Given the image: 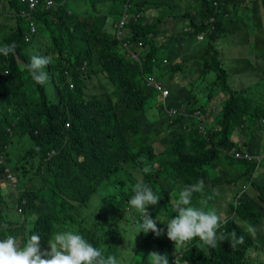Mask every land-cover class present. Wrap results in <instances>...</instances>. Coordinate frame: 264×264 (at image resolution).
<instances>
[{"label":"trees","instance_id":"trees-1","mask_svg":"<svg viewBox=\"0 0 264 264\" xmlns=\"http://www.w3.org/2000/svg\"><path fill=\"white\" fill-rule=\"evenodd\" d=\"M212 1L194 0L195 8L190 9L183 8L186 2L179 0H102L99 9L94 7L95 14H79L68 5L47 7L46 0H38L28 20L23 14L30 9L28 0H0V16L6 13L13 17L1 35L0 46L16 45L13 53L0 54V154L5 157L0 163V239L12 235L23 244L32 234H39L41 248L47 250L53 233L71 230L84 235L105 256L115 255L122 264H150V252L171 258L175 250L159 222L175 216L172 193L179 194L184 185L202 178L204 192L193 194L191 206L198 208L201 203L196 200H203L220 214L215 186L234 185L245 179L254 194H244L236 206L229 203L230 213L225 215L228 222L218 229L235 231L244 237V243L231 248L225 240L217 248L208 249L195 238L181 249L189 264L263 263L260 252L264 250V233L258 232L252 238L245 229L247 224L264 223V160L262 171L253 176L255 162L236 160L227 151L236 145L232 137L239 131L235 130L245 132L248 120L257 122L259 128L264 125V107L253 100L248 88L228 83L230 67L224 54L231 51L225 46L227 40L234 42L236 51V41L231 39L236 32L241 31L247 42L245 26L260 31L261 25L234 16L241 9H250L249 18L255 19V8L262 6L264 12V0H218V7ZM81 3L90 6L88 0ZM151 8L160 10L152 21H147V10ZM101 9L112 22L127 11L130 17L124 38L99 24L96 15ZM138 13L141 15L136 17ZM211 15L216 16L215 30L208 33L207 39L195 38L192 42L199 67L197 76L189 84L184 83L193 86L199 79L207 84V90L200 87L193 91L175 82L168 86V103L203 109L213 99L221 98V107L210 111L204 132L194 120L186 132L181 127L184 117L176 119L181 124L173 129L161 106L158 109L152 104L156 92L144 82L146 71L153 75L157 71L168 83L174 78L175 70L170 68L173 56L166 51L173 41L155 36H165L171 21L181 17L193 25L195 33L208 26L205 21ZM198 18L200 24L195 22ZM29 22L36 25L37 31L26 42ZM232 23L237 24L233 29ZM170 32L177 35L178 30L171 28ZM185 35H191V39L195 36ZM123 41L131 45L136 57L124 49ZM259 52L264 54V49ZM166 53L168 63L163 66ZM36 54L52 57L45 69L47 85L36 84L24 68ZM231 57L241 61L234 52ZM179 68L180 80L193 75L189 68L185 74L182 64ZM179 90L186 96L180 93L176 98L174 94ZM150 108L157 109V118L148 117L146 111ZM155 138L162 145L157 153ZM254 139L251 134L243 146L248 148L249 144L254 150L262 138L257 134ZM7 166L13 174V188L4 171ZM144 168L150 171L145 173ZM138 180L160 196L156 205L147 206V211L158 220L157 227L164 229V234L156 237L152 232H141L135 246L131 240L123 246L120 211H131L135 221L140 220V213L130 210L128 204L134 194L132 185ZM111 188V194L105 192ZM93 196L99 198L95 205L91 203ZM17 206H21L24 216L12 214ZM30 212L34 214L32 219Z\"/></svg>","mask_w":264,"mask_h":264},{"label":"clouds","instance_id":"clouds-1","mask_svg":"<svg viewBox=\"0 0 264 264\" xmlns=\"http://www.w3.org/2000/svg\"><path fill=\"white\" fill-rule=\"evenodd\" d=\"M82 0H77V3H74L72 0H46V6L52 7L57 4L68 5L71 9H73L76 13L85 14L86 12L94 13V7L100 8L98 6L99 0L95 5L93 1H89V7L86 8L85 5L81 3ZM154 1V0H151ZM183 3H194V0H179ZM213 5L218 7L219 1L213 0ZM29 10L24 12L23 14H27V19H30V10L38 5V0H28ZM127 8L129 4L127 2ZM195 5L193 4L190 9H194ZM154 8L147 10V21H152L153 16L157 15L153 11ZM70 11V10H69ZM102 12L96 15V19L99 20V24L103 26L109 33H115L120 36V38H124L125 36V28L127 27V23L129 21V14L127 11L123 12L117 21L112 22L108 18V14H104V10L101 9ZM95 14V13H94ZM141 15V13L136 14V17ZM101 17V18H99ZM8 18H13L11 15L4 13L0 16V29L4 31L8 26L7 23L11 21ZM180 20V28H176L178 30L177 35H173L169 31L166 32L165 36H161L157 34L155 39L164 40H174L179 35L190 37L191 35H185V33H193L195 36H192V40L196 38L197 41H203L207 39V35L210 32L215 30L214 23L216 22V16L211 15L206 19V23L208 26L205 29H200L197 32L194 31L193 25L183 19V17L179 18ZM196 23H201V18H198ZM255 25H261L259 27L260 31L255 34L262 43V51L264 49V24L262 22H256ZM37 31L36 25L32 22H29V31L26 33L24 40L28 42L31 36ZM0 34V38H1ZM255 41L254 37L250 36L247 40ZM256 42V41H255ZM122 46L125 50L133 53L129 47V43L127 41L122 42ZM15 43L10 45L0 46V54L9 55L15 50ZM256 50L259 52L257 46H255ZM256 54V53H254ZM261 54V53H260ZM133 56L136 55L133 53ZM167 53L162 59L163 66L168 63ZM52 62V57L48 55H32L29 59V62L24 65V68L29 73L31 79L38 85H47L49 83L48 73L45 71L46 67ZM179 64L183 63L178 59H173L170 62V68L175 70L172 76H174L173 81L170 83L164 81V78H161V74L157 73V75L151 74L149 77L144 76V82L146 86L151 87L155 92L156 96L153 99V103H155L154 107L160 109L158 105L161 106V112L167 118H169L171 122V128L179 127L181 124L179 120H176L179 117H184L185 122L181 126L186 132L190 123L194 120L196 122V127H198L199 131H205V124L210 120V111L213 110V101H216L219 108L221 106L220 102L223 100L221 98L213 99L207 106L204 105V108H193L191 109L187 104H178L171 106L168 103V97L170 95L169 84L172 85L175 82H179V84L183 83V87H186V78L180 80L181 75L178 73H182ZM187 70L184 67V73L186 74ZM67 75V74H66ZM197 76V75H196ZM185 83V84H184ZM182 86V85H181ZM72 87V84H70ZM152 109V108H150ZM148 111V110H147ZM146 111V114H147ZM149 118H157L150 117ZM66 126L69 125L68 122L65 123ZM232 140L236 145L231 146V148L227 151L228 155L233 157L236 160H242L246 162H255L256 167L253 173L255 176L256 172L262 171V161L264 160V147H255L254 150H250L249 144L248 148L243 146V143L237 141V137H232ZM236 140V141H235ZM247 143V142H246ZM159 149H156L154 152L157 153ZM5 161V157L0 154V163ZM6 175L12 181V187L14 186L13 174L11 173L10 168L4 169ZM143 171L145 173L149 172L150 169L144 168ZM248 182V181H247ZM226 184V183H224ZM11 185V184H10ZM249 185V183L247 184ZM246 184H243L239 187V191L237 190L234 195H231V204L236 206L239 203V198L243 196V191H245ZM219 189H215L216 193H222L220 185ZM250 186V185H249ZM224 187V185H223ZM205 189V182L201 178L197 180L195 183L184 185L179 194L172 193V200H174V205L172 208L174 209L175 216L174 218H170L167 221L161 222L160 226L166 229L167 238L173 242L174 244V252L171 258H168L167 255H161L156 251L150 252L148 257H150V264H189L186 259L183 257V251L181 248L185 247L190 241L195 238L199 239V242L205 246L206 248L215 249L218 247L220 242L227 240L230 244L231 248H236L238 245L244 243V237L237 236L235 231L231 232H218V229L221 227V224H227V219L217 213L215 209L206 210L207 202L203 200H196L197 203H201L200 207H193L192 197L194 193H203ZM113 189L105 190L106 193L111 194ZM169 191H173V189H168ZM132 192L134 193L132 197L129 199L128 204L130 206V210L134 209L138 213H140V220H136L132 215H129V212L120 211V221L118 224H122L124 226V240L123 246L125 244V239L127 238V233L129 231L128 224L134 226L136 222V234L143 232L147 234L152 232L154 236L159 237L164 234V229L157 227V219H153L149 216L147 211V206L156 205L160 200V196L153 192V190L143 182V180H138L134 185H132ZM211 192V191H210ZM243 194V195H242ZM254 194V191H253ZM218 195V194H217ZM228 194H226L227 196ZM214 196V195H213ZM94 197V196H93ZM92 197V198H93ZM219 198V195H218ZM99 199V198H97ZM218 201V200H217ZM206 203V206L204 205ZM113 206V204H112ZM202 206V207H201ZM210 206V204H209ZM219 206V205H218ZM114 207V206H113ZM128 207V206H127ZM211 207V206H210ZM129 208V207H128ZM205 210H204V209ZM229 208V205H228ZM127 209V208H126ZM17 212L23 215L21 206H17ZM232 214V213H231ZM31 219L34 217V214L30 212L29 214ZM128 215V216H126ZM228 215V214H227ZM28 216V214L26 215ZM29 218L28 221L31 222ZM127 223V226H125ZM246 232L252 238L257 236V233H264V223H261L259 226H255L252 224L246 225ZM134 236V237H135ZM47 250H43L41 248V238L39 234H32L25 243L21 244L20 241L17 240L16 237L12 235H8L3 239H0V264H122L121 260H118L115 255L105 256L102 251L96 247H94L89 241L84 237V235L74 232L71 230H63L57 231L53 233L52 237L47 241ZM260 258L264 264V250L260 252Z\"/></svg>","mask_w":264,"mask_h":264},{"label":"rangeland","instance_id":"rangeland-1","mask_svg":"<svg viewBox=\"0 0 264 264\" xmlns=\"http://www.w3.org/2000/svg\"><path fill=\"white\" fill-rule=\"evenodd\" d=\"M89 1H93V3L96 5L99 0H89ZM257 2L260 3L259 1ZM193 4L194 3H192L191 5L188 3H185V5H183L182 7L184 8L185 6H189V8H191ZM159 10H160L159 8H154L153 11L157 13ZM251 14H252V11L250 9H246V10L241 9L239 10L238 14L234 16V19H236V17L238 16H244L247 22L250 21L252 24H254L256 21L257 23L262 22L264 24V12H263L262 6H258L257 8H255L254 10V16H256L255 19L249 18V15ZM8 20L13 22V18H8ZM167 20L168 19L166 18V21ZM250 22L248 23L250 24ZM9 24L10 22L7 23V25ZM235 26H237V24L232 23L230 27L233 29ZM170 28H180V20L179 19L172 20L170 23ZM240 28L238 26L237 29H240ZM1 30L2 29H0V34L3 33V31ZM245 30L250 34L251 37L252 36L254 37L256 42L253 40L244 42L243 33L241 31H238L235 34H233V37L231 38L236 41V44H235L236 51L234 50L233 41L227 40V42L225 43L226 44L225 46L231 49V51L228 54H224V59L226 60L227 64H229V67H230L228 69V72H229L228 83L231 86H235V88H248L250 96L253 98V100L257 104H259L263 108L264 107V75L260 76V74L262 72L264 74V54H260L261 52H258L257 50L255 52V46H257L259 50H262L263 45L261 42H259L257 36L255 35L257 34L256 30L251 31L250 27H247V26H245ZM179 36L180 38L178 40L174 39L173 42L171 43L172 45L169 46L170 49L166 48V51H171L172 56L175 59H178L179 61H181L185 69L189 68L193 72V75L189 76V79L186 78V83L189 84L190 79L196 78V75L199 70V67L196 63V60L193 54L192 42L194 40H192L190 37H187V36H183V35H179ZM232 52H234L235 57H241L240 59L241 61L239 62L235 61L234 58L231 57ZM243 56H245L246 58H242ZM150 75H151L150 71L145 72V77H149ZM26 81L28 80L26 79ZM180 85H183V83H181ZM206 86L207 84H203L201 80L196 79L193 86L186 85V88L194 91V90H199V88L201 87L202 91H206L207 90ZM29 87L31 88L32 85L29 84L28 88ZM181 90L175 92L174 95L176 98L180 97L181 94L183 97L186 96L185 92L181 93ZM222 94L223 93H220V95ZM212 104H213V110H211V112L212 111L216 112V110L219 109V107L216 106L217 102L213 101ZM147 115L150 117H156L157 109L156 108L149 109L147 111ZM250 120H248L249 122L247 121L248 125L245 127L246 129L245 132H240L238 128L235 130V131L237 130L239 131V133H235L237 137V141L240 143L241 142L243 143V141L245 142L250 138L251 134H252V139L256 140L254 139V137H256V135L259 134L260 138H262L260 142V147H264V125H262L259 128L257 122L253 121L252 119ZM153 142H154L153 143L154 146H156L158 149H161L162 145H161L159 138H155ZM243 184L247 185L248 182H246L245 179H240L236 181L234 185H232L231 183H228V184L226 183L224 184V187L223 186L220 187L221 189H226V190H224L222 193L217 192V194L219 195L218 208L221 211L220 215L223 216L224 218H225V215L230 213L228 211V204L231 203L230 202L231 195H234L237 190L239 191L240 190L239 187L242 186ZM9 187H11V185H9ZM215 189H219V186L215 187ZM6 190L8 189H4L5 192ZM226 194L228 195L226 196ZM243 194L253 195V189L249 185H247L245 191H243ZM97 198H98L97 196H94L91 199V203L93 205L96 204ZM204 205L206 206V203H204ZM206 210L208 211L211 210V207L209 206V204H207ZM12 214L15 217H21V214L17 213L16 211H12ZM24 215L25 214H23V216ZM129 215L133 216L131 211L129 212ZM125 226H127V223H125ZM135 226H136V222L134 223V226H132L131 224H128L129 234L127 233L125 244L127 241L129 243V240H131L135 246L136 242L139 241V238L137 237L138 234H136L135 236V233H136ZM262 242L264 243V239L262 240ZM127 246L124 248L127 249Z\"/></svg>","mask_w":264,"mask_h":264}]
</instances>
